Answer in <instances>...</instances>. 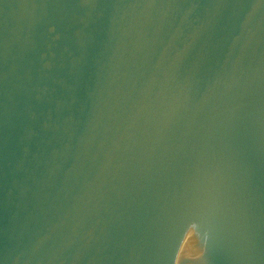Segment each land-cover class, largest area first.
Listing matches in <instances>:
<instances>
[{
  "label": "water",
  "instance_id": "water-1",
  "mask_svg": "<svg viewBox=\"0 0 264 264\" xmlns=\"http://www.w3.org/2000/svg\"><path fill=\"white\" fill-rule=\"evenodd\" d=\"M0 264H264V0H0Z\"/></svg>",
  "mask_w": 264,
  "mask_h": 264
}]
</instances>
